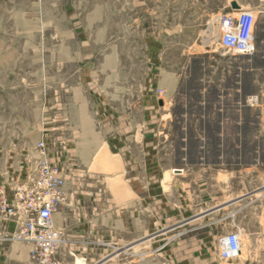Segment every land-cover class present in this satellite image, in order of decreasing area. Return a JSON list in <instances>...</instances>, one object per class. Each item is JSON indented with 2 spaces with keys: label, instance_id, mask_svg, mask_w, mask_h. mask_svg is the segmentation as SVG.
Returning a JSON list of instances; mask_svg holds the SVG:
<instances>
[{
  "label": "rangeland",
  "instance_id": "obj_1",
  "mask_svg": "<svg viewBox=\"0 0 264 264\" xmlns=\"http://www.w3.org/2000/svg\"><path fill=\"white\" fill-rule=\"evenodd\" d=\"M232 2L257 14L258 51L252 56L226 54L218 47L215 19L230 12ZM261 11L264 0H0V191L11 193L36 170L37 143L43 140L66 179V201L56 214L65 240L59 257L66 264L78 259L85 264H199L210 254L228 264L233 260L220 258L217 238L237 229L243 251L251 247L249 233L258 230V221L264 225L260 201L248 199L234 204L230 215L219 211L206 221L178 225L195 214L201 196L206 205L216 206L226 194L234 199L260 183L255 179L260 167L249 164L254 150L242 152L237 141L240 134L243 144L249 142L243 124L264 125V117L247 115L238 134L237 109L264 110ZM207 32L216 37L211 49L204 47ZM86 74L94 84H81ZM110 76L112 85H107L104 79ZM98 86L102 91L106 86L124 109L128 100L147 92L166 101L152 113L155 132L145 150L150 156V165L145 164L151 177L149 230L134 226L137 213L128 202L139 188L142 149L111 148L112 135L101 131L93 115L90 132L78 131L70 121L69 104L79 92L93 112L91 94ZM252 96L259 101L254 106L247 101ZM223 121L233 137L229 148L218 149ZM219 151L227 153V162L216 163ZM177 174L183 176L175 180ZM91 191L100 196L81 212L78 207ZM111 193L119 205L117 230L110 225ZM81 219L88 220L84 228L77 225ZM68 220L76 222L69 231L62 228ZM207 221L209 228L191 232ZM5 227L0 214V264H28L30 247L3 240ZM147 231L151 239L137 242Z\"/></svg>",
  "mask_w": 264,
  "mask_h": 264
},
{
  "label": "crops",
  "instance_id": "obj_2",
  "mask_svg": "<svg viewBox=\"0 0 264 264\" xmlns=\"http://www.w3.org/2000/svg\"><path fill=\"white\" fill-rule=\"evenodd\" d=\"M263 14L264 12L261 11ZM256 42H257V35H256ZM258 48L256 44V52L257 53ZM264 52V51H262ZM112 61H108V64H112ZM107 64V63H106ZM199 67H202L201 64H197L196 68L199 69ZM88 66H86L83 70L85 72L87 71ZM107 82V85H112V77H107L104 79V83ZM93 79L90 76L87 78L84 76V79L82 78L81 84H94L95 82H92ZM103 83V84H104ZM238 85H241V81ZM103 86V85H102ZM96 87V84H95ZM102 87L98 86L95 90H93L92 96V108L93 112L88 109L87 106V99L86 96L82 94V92H79L77 96V101L75 98L73 99V104H69V109L73 106V115L70 116V121L72 120L73 124L77 123V130L80 132H90L93 129L90 128L92 124L89 122V119L92 117L95 118V121L100 125L101 131L111 134V148H124V149H130L134 145L137 148L142 149L141 154V161L139 160V164L142 166V173L137 175L136 179L139 183V188L137 189V192L135 196H133L128 202L133 207V212L137 213L136 217L133 218L134 223H136L134 226L137 228H142L146 230L150 228V218H151V193L149 189V181L151 179L149 169L146 168L145 172V166L150 165V156L149 152H146L145 150H148L151 148L150 138L151 133L155 132V125L156 121L154 120L156 116H153L152 113H158V109L162 106L159 102L160 99L156 98L154 95L150 94L149 92L143 94L142 98L137 97L132 100H128L126 109L122 108L123 106H120L119 100H116V97L113 93H107L105 90L102 91ZM204 90V89H201ZM151 91V89H149ZM205 92V90H204ZM204 92L201 91V96L198 99V103L201 105V102H204ZM221 95L218 93V96L214 99L220 100ZM245 98V97H244ZM71 101V99H70ZM90 104V102H89ZM242 108V109H241ZM219 113H222V115L226 112L225 110H221V108H218ZM91 112V114H90ZM238 113V134L241 133L240 125L242 124V121L244 120L247 115H251L254 113L255 116H261L264 117V110H246L244 107H239L237 109ZM242 118V120H241ZM246 121V120H245ZM244 122V121H243ZM153 127V128H152ZM245 133L247 132L249 142L245 140V143L243 144V137L239 136V140L237 141L239 144V150L243 148L244 149H253L252 152V159L249 164L252 166H259L260 168H255L258 170V173L255 175L256 181H260L259 185H256V188L253 191H249L246 189V191L241 192L239 195H236V198L232 199L230 197V193L226 194V197L228 198L224 200L222 203L216 206H208L207 200H205V197H200L202 203H198L196 208H194L195 214H193L191 217H188L186 219H183L178 226H185L188 224L196 223L204 219H208L212 214L217 213L219 211H227L229 212L228 215L231 214L232 206L236 203H242L247 201L248 199H251V202H261V209H264V125L262 124H256L253 127L247 124H243L242 126ZM93 128V127H92ZM74 131V128L72 129ZM218 131V149L220 147H223L224 149L227 147L229 148L232 135L227 130V127L225 125V121H223L222 126H219ZM222 133V135L220 134ZM84 140V139H83ZM83 140L80 142V146L83 144ZM96 140H98L96 138ZM83 141V142H82ZM241 143L243 145H241ZM96 147L97 144H90V147ZM133 146V147H134ZM148 153V154H147ZM219 156L216 161V163H223L227 162L228 157L227 153H221L219 151ZM199 163H205L210 164L209 160L207 159L205 161L204 158H199L197 160ZM214 163V162H212ZM146 164V165H145ZM248 164V163H247ZM183 176V174H177L174 175L175 180H179L180 177ZM145 182H146V189H145ZM67 193V192H66ZM101 192L98 191H91L89 194H86L84 196L85 201L78 207L81 212H87V209L90 208V206L93 205L92 198L95 197L94 200H98V197L100 196ZM225 197V194H223ZM253 197V199H252ZM117 198V197H116ZM185 199V198H184ZM248 202V203H251ZM100 203V202H99ZM183 205V204H182ZM187 205V204H186ZM248 204H244L245 207ZM118 200L115 199V194L111 193V206H110V225L111 229L117 230L119 228V209H118ZM241 206V207H243ZM183 211H186L184 208H182ZM181 210V212H183ZM108 212V211H107ZM210 222V221H209ZM208 221L204 222L202 225H198L196 227H193L191 232H198L202 231L203 229H207L210 226V223ZM57 223V222H56ZM76 222H73L71 220L63 222L62 228L66 227L69 230L74 228ZM88 223V220L81 219L77 225L80 228H84ZM258 230L251 231L249 233L251 244L250 248L243 251V253L239 256L238 259L231 261L232 263L228 264H264V225L262 221H258ZM58 225V224H57ZM59 226V225H58ZM257 226V224H256ZM60 227V226H59ZM6 230L9 228H13V224L6 223ZM61 228V227H60ZM203 236V235H202ZM199 237V236H198ZM151 239V234L149 231L146 233H143L142 238H140L137 242H144L146 240ZM215 239V237H214ZM216 240V239H215ZM214 240V242H215ZM199 241L200 238H199ZM113 254V253H112ZM111 254V255H112ZM113 257V256H112ZM113 259V258H112ZM111 259V260H112ZM199 264H223L221 263L219 257L217 254L213 255L210 254L209 258H206L204 260H200ZM143 264H147L143 262Z\"/></svg>",
  "mask_w": 264,
  "mask_h": 264
},
{
  "label": "built area",
  "instance_id": "obj_3",
  "mask_svg": "<svg viewBox=\"0 0 264 264\" xmlns=\"http://www.w3.org/2000/svg\"><path fill=\"white\" fill-rule=\"evenodd\" d=\"M257 21L255 10L241 6L218 15L215 23L219 49L232 55L255 54ZM158 93L164 94V91L159 89ZM164 101L162 97L163 104ZM247 101L250 106L259 102L257 96ZM37 150L40 159L36 170L11 193L0 191L1 218L5 223L13 224L3 240L28 245V264H66L59 257L65 242L64 232L56 223V214L66 201V179L61 166L50 159L43 140L37 143ZM242 238L240 229L219 236L220 258L224 261L238 259L244 250Z\"/></svg>",
  "mask_w": 264,
  "mask_h": 264
},
{
  "label": "bare ground",
  "instance_id": "obj_4",
  "mask_svg": "<svg viewBox=\"0 0 264 264\" xmlns=\"http://www.w3.org/2000/svg\"><path fill=\"white\" fill-rule=\"evenodd\" d=\"M242 7V6H241ZM208 33V32H207ZM210 34L208 33V34H205V36H207L208 37V39L206 40V42L204 43V47L205 48H210L211 46H212V43H211V45L209 44V42H212V39L213 38H216L215 36H209ZM210 37H212L211 39H210ZM164 104H165V101H164ZM181 171V169L180 170H178V169H174V172H180ZM78 264H85V262H84V260H82V259H78Z\"/></svg>",
  "mask_w": 264,
  "mask_h": 264
},
{
  "label": "water",
  "instance_id": "obj_5",
  "mask_svg": "<svg viewBox=\"0 0 264 264\" xmlns=\"http://www.w3.org/2000/svg\"><path fill=\"white\" fill-rule=\"evenodd\" d=\"M231 6H232V8H236V9L240 8V5L237 2H232ZM159 103L162 105L163 104L162 100H160Z\"/></svg>",
  "mask_w": 264,
  "mask_h": 264
}]
</instances>
